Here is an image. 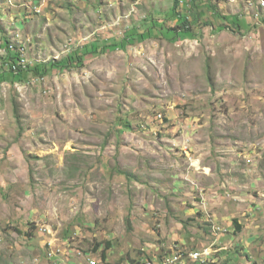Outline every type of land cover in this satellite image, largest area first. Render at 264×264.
<instances>
[{
  "label": "rangeland",
  "instance_id": "obj_1",
  "mask_svg": "<svg viewBox=\"0 0 264 264\" xmlns=\"http://www.w3.org/2000/svg\"><path fill=\"white\" fill-rule=\"evenodd\" d=\"M248 1L214 0L193 38L0 85V264H264V0ZM172 5L0 0V69L1 36L46 64L176 28Z\"/></svg>",
  "mask_w": 264,
  "mask_h": 264
},
{
  "label": "trees",
  "instance_id": "obj_2",
  "mask_svg": "<svg viewBox=\"0 0 264 264\" xmlns=\"http://www.w3.org/2000/svg\"><path fill=\"white\" fill-rule=\"evenodd\" d=\"M213 1L214 0H172L173 5L170 16L172 15L176 19L178 23L176 28H165L163 23L157 24L152 19H149L148 24H143L140 29L128 31L127 34L124 35V38L119 41H95L71 52L62 60L50 61L46 64L22 65L19 52L10 46L7 39L1 36V42L3 43L2 45H4L6 56L3 59L2 69H0V85L2 83H9L13 86L17 82H23L31 78H43L52 71L63 72L79 69L83 67L85 57L88 55L93 56L106 50L123 51L128 44H132L135 41H144L152 35L169 41L193 38L194 33L192 31V26L198 25L200 22L204 24L203 26H208L212 16L211 14L216 15ZM180 3L183 4L182 7ZM229 20L236 28L241 26L237 18L236 20ZM236 228L237 231H240L239 226ZM106 249L108 248L106 247L101 253L102 259L106 258Z\"/></svg>",
  "mask_w": 264,
  "mask_h": 264
},
{
  "label": "built area",
  "instance_id": "obj_3",
  "mask_svg": "<svg viewBox=\"0 0 264 264\" xmlns=\"http://www.w3.org/2000/svg\"><path fill=\"white\" fill-rule=\"evenodd\" d=\"M248 2H251L250 0ZM253 11V10H252ZM250 15H259V13H256V14H250ZM260 16V15H259ZM199 255H194V258L196 259Z\"/></svg>",
  "mask_w": 264,
  "mask_h": 264
},
{
  "label": "clouds",
  "instance_id": "obj_4",
  "mask_svg": "<svg viewBox=\"0 0 264 264\" xmlns=\"http://www.w3.org/2000/svg\"><path fill=\"white\" fill-rule=\"evenodd\" d=\"M198 257H199V256H198ZM198 257H197L196 259H195V258H194V259H195V260H197V259H198ZM146 264H150V263H149V262H147ZM164 264H165V263H164Z\"/></svg>",
  "mask_w": 264,
  "mask_h": 264
},
{
  "label": "bare ground",
  "instance_id": "obj_5",
  "mask_svg": "<svg viewBox=\"0 0 264 264\" xmlns=\"http://www.w3.org/2000/svg\"><path fill=\"white\" fill-rule=\"evenodd\" d=\"M260 5H264V3L260 4Z\"/></svg>",
  "mask_w": 264,
  "mask_h": 264
}]
</instances>
